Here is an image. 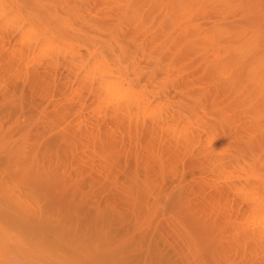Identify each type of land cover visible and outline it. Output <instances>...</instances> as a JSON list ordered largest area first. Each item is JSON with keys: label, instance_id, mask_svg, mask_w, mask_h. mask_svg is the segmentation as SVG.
<instances>
[{"label": "rangeland", "instance_id": "1", "mask_svg": "<svg viewBox=\"0 0 264 264\" xmlns=\"http://www.w3.org/2000/svg\"><path fill=\"white\" fill-rule=\"evenodd\" d=\"M31 1H33L34 3L31 4L32 3ZM37 1L36 0H28L26 2L25 0L24 1L19 0V2H18V0H16V1L10 0V2L13 3L12 7H11V5H10L11 3L9 2V0L8 1L3 0L4 3L6 2L4 7L5 6L9 7V11H8L7 16L5 14H3L4 16L7 17V20H9L8 17L11 16V18H13V21H14V24L16 25V27H18V26L22 27V25H23L24 27L27 26L26 28L29 27L30 30H32L31 28L34 27L33 28L34 31L32 30L31 33L36 32V34L33 33V35L35 34V36H36L39 33L42 35L43 38L45 37L44 38V41L46 40L45 42H48V44H50L52 42L50 44L51 47L55 48V46H56V47H59V49H61V50H59L60 53H58L59 55H57L56 58H55V53H52V50H51V52H49L50 51L49 50V51H46V53H45V51L44 52L39 51L40 48L36 49V50H38L39 53L35 50V52L30 54L34 57L30 58V55L28 56L29 53L26 54L28 57L24 56L25 52L24 53L22 52V50H23V49H21L22 45L20 46V43H19V41L21 39L23 40V38L19 37V36H21L22 33L20 32L21 33L20 34L19 31L14 32V30H13V32H11L10 30H8V28L7 29L4 28L5 27L4 25H6L7 27H9L11 25H9V24L7 25L5 23V21L7 23L9 21L4 19L3 15H2V18H0V29H1L0 34H3L0 36H2V38L4 39V41H3L0 37V39H1L0 44L5 42L4 44L6 46L3 45L5 48V52L7 50V52L9 53L8 54L6 52L8 54L7 58H6V53H4L5 56L4 55L3 56L6 59H3L4 57L2 59L0 58L1 60H5L3 62H0V65H3V66H1L3 68L0 67V76L2 77V78L0 77V93L5 94L6 90L8 92V90L12 89V86H13V88L16 86L13 89L14 93L13 92L11 93V95H13L12 96L13 102H15V100L18 97L20 99V96L22 98L23 97L22 95H25V97H23V99H20V100H23V102H25L24 100H26V103H28V102L30 103V104H27V107L25 106L26 107L25 109L28 110L30 105L31 106L35 105V108H36V109L35 108L33 109L34 114H32L33 112L31 113L33 115L32 116L33 118L28 113H26L27 111L24 109H23V111L25 113L20 112L21 115L18 116V118L16 120V121H19L17 123L18 125L16 126V124H13L14 127H13V130L11 132L12 134L13 133L17 134L14 136V138H16V136L18 138H21L20 134H22V131H25L27 128H29V130L27 129L26 131L27 132L29 131L28 134L30 135L29 137H31V141L33 139H35L32 141L33 143H35L34 141H36V143H37V141H39L40 144L36 146V147L39 146L38 148H36V149H39L43 142H46V140L49 141L48 140L49 138L54 139V136L56 137L57 132L58 133L59 132L60 133L65 132V134L68 133L70 135H71V132H72V135H73V133L77 134L78 135V136L76 135L77 137L75 135H73V136L75 138H77L78 141L79 140H82V141H79L80 146L79 145L78 146L80 148L78 149V151H76V154H79V156L81 155L80 159L81 160L83 159L84 161L82 160L83 161L82 162L80 159H77V160L78 161L80 160V162L84 164L82 167L84 168V171H86L85 175L83 174L85 179L82 177L83 175L77 179L80 180V178L82 177L86 181V178L88 176L89 177L87 179H90V178L93 179L95 176L99 177V175H98L99 173L100 174L103 173L104 175H107V177L109 179L113 177V176L111 177V173L113 175L114 169H113V172H111L112 169H109V168H111V166H114V165L113 164L107 165V163L110 164L111 158L106 157V159H109V161L106 160L107 162H104L105 160H102V159H104V156H106V154H104L106 152H103L101 150V147L99 145V141H97L98 144H96V143L93 144V143H90L91 141H89V139H88L89 138L88 136H90V134L96 135L95 141H96V137L98 138V136L100 138H102L103 136L106 137L107 135L108 136L110 135V138L112 136V138H114L113 140H117V142L119 144V145L116 144L117 147H119V148H117L118 149L117 151H119V150L123 151L124 149H121V148H124L126 146L127 148L125 147V149L127 150V152L132 151V153L131 152H130V154L128 153L130 155L129 157H132V155L134 153H137V151H135V150H138L137 154L144 158L143 159L140 157L141 161H140L139 170H138V172H140V173H137V175L140 174L143 177L140 176L141 177L140 178L138 176V180L140 183L146 181V185H144V183H143V186L144 187L149 186V187L148 188L145 187L146 191L143 187V189H144L143 191L147 192V189H148V195H153L150 192L151 188H152V190L154 191L152 193L155 194V195H153V197L156 200L154 198L148 199V197H144L147 194H144L143 199L147 198L148 202H150L149 204H153L156 201L155 202L156 204L152 210L153 213L154 212L155 213L151 214V212H150L151 216L150 215L148 216V214H147L148 211L144 210L145 208L143 209V211L146 213H144L141 210L142 208L139 209L140 206H138V213H142L141 215L140 214H138V215H140L144 218V216H143V214H144L145 216H147L149 218L148 221L153 222V223H151V225H152L151 227L157 226L156 229L159 231H156L155 228H154L155 231L153 230L154 231L153 233H156L155 234L156 236L158 234L157 232H159V233L161 232L163 236H165L167 239L169 238L172 241L171 243L174 244L177 241L175 239L176 241L174 240L175 242H173L174 236H172L173 234L176 235L175 232L173 231V229L175 230V228L173 227V225H174L173 223H174V220H176V219H174V217L175 218L177 217V220H178V218H180L181 220L180 219L179 220L181 221V223H184V225H186V223H187V225L190 224L191 223L190 221H192L191 224H193V222H195V223L201 222L202 223L204 221V223H206V224L207 223L209 224L211 222L212 224L211 223L209 224L210 225L209 229L211 231V234H213L212 236L213 237L216 236V238L217 237L220 238L221 242H223V246L227 247L229 249V250H226L227 248L226 249L222 248L225 251L223 253H227V255H229L230 257L234 256L233 258H229V259H232V260H230V262L236 263V262L240 261L239 263H241V264H250V263L253 264V262H254V264L255 263L256 264H264V253H262V252H264V247H261L260 245L257 247V244H255L254 242H253L254 243V246H253V243H251L249 238H248L251 245L249 244V242H245L246 245L250 246V247L247 246V248H245L246 246H245V243L243 242L245 239V238L243 239V237L245 236V235H243V233L245 234L246 231L249 232V230H250V227L248 229L249 225L244 224V223H247L249 221L248 219H246L248 217V215H250L249 218H251V217L256 216L257 211L260 212V214L264 213V210H262V208H264V201H262V200H264V199H262V197H264V195H262V194H264V101H262V100H264V97H261V96H264V89H262V88H264V57H260V56H264V46H261L262 44H264V36H262V35H264V0H223L222 2H220L221 4L220 3L218 4L217 1L216 2L207 1V4H205V1L202 2L206 6L205 5L201 6V4H202L201 2H200V4L197 3L196 1L194 3L188 2V3H190L189 5L187 3L189 10H188V8H186L187 9L186 10L183 7V9L186 10L185 13L183 12V14H186L187 16L190 15V16L189 17L185 16V18H186V19L184 18L185 21H183V20L182 21L183 22L187 21V23H188L187 26L189 28L188 27H175L174 28V26L169 25L170 21L167 18L170 15V14L168 15V13L170 12L169 9L171 10V8H174V7H170V6H174L176 4V3L175 4L173 3L174 5H171L172 4L171 2H174L173 0L171 2H170V0H165V1L163 0L164 2L161 1V3L157 4V6H150L151 2H152L151 0H147V1H145V0H123V1L122 0L121 1L120 0H114V1H112L111 0V2L109 0H106V1H108V3L105 0H60V1L59 0H46V1L45 0H37ZM50 1H51L52 5H50ZM55 1H57V2H55ZM58 1L61 3V5ZM1 2H2V0H1ZM21 2H22V4H21ZM28 2H31V3L29 4ZM82 2L84 5L82 4ZM35 3H36V5H35ZM149 3H150V5H149ZM28 4L30 6H27ZM7 5H9V6H7ZM42 5L46 6V9L43 10L41 8ZM47 5L50 8L47 7ZM224 5H226V7ZM44 6H43V8H44ZM222 7H224V8H222ZM166 8H169L168 11ZM195 8H197V9H195ZM198 8H200V10H198ZM219 8H221L220 12H219ZM41 9H42V11H45V12H46V10H47V12H48V10H52V11L54 10V12H53L54 14H51L52 19H53V15H54L55 18L56 17L58 18V21L60 23L57 22V19H55V18H54L55 20L53 19L54 21L51 20V17H50L51 12L47 13V14H49V16H46L47 14L45 13L46 15H45L44 19H42L43 17L40 16V15H42V13L40 12ZM59 10L61 11V13ZM38 11L41 14L38 13ZM230 11L233 12V14ZM225 12L227 15L225 14ZM29 13H31V14H29ZM66 13L68 14V16ZM77 13L79 14V16L77 15ZM141 13H143V14H141ZM33 14L35 17L34 16L32 17ZM36 14H40L39 18H38V16H36ZM60 14H62V15H60ZM71 14L73 15V17H70ZM74 14H75V16H74ZM129 14H130V16H128ZM76 15H77V17H76ZM62 16H63V18H62ZM221 16H223V17H221ZM46 17H50V19L47 18V20H46L45 19ZM64 17H66V18H64ZM36 18L38 19V21H36ZM40 18L43 20L42 24L40 23V25L42 26L41 27L42 30H40L41 28L39 27L40 26L39 22L42 21V20L39 21ZM151 18H152V20H151ZM259 18H260V20H259ZM64 19L66 20V23H67V24H65V23L64 24L73 31H70L69 28L68 29L63 28L64 27L63 24H62L63 25V27H62L61 23L65 22ZM92 19H94V20H92ZM192 19H193V21H191ZM62 20H64V21H62ZM49 21H51L52 23ZM76 21H77V23H76ZM97 21H99V22H97ZM160 21H162V22H160ZM2 22L4 23V25ZM125 22H126V24H125ZM195 22L197 24H200V25H195L196 24ZM247 22L249 23V25L251 24L250 26L254 25L255 29L252 28V31H251L250 26L249 25L247 26V24H248ZM56 23H57V25H56ZM79 23H82V24H79ZM83 23H85L86 25ZM233 23H235V24H233ZM10 24H11V22H10ZM14 24L11 27H13V26L15 27ZM43 24H46V25H43ZM58 24H60V27L62 29H64V30L66 29L67 31L69 30L70 32L68 31V34H66V32H65L64 36L62 34L64 41L61 38V36L58 35L59 38L55 37L56 40H52V38H51L50 42H49V38H47V37H50L53 34L55 35L56 33L57 34L59 33V32L55 33V30L52 31L54 28L57 29V31H58V27H57V26H59ZM76 24H77V26H76ZM89 24H91L93 26H90ZM158 24L162 25V26H159ZM202 24H203V26H202ZM1 25H3V26H1ZM117 25H118V27H117ZM168 25H169V27H168ZM192 25H193V27H192ZM82 26H84V27H82ZM87 26H89V27H87ZM80 27H82V29ZM210 27H211V29H210ZM219 27H221L222 29ZM242 27H243V29H245V31H246V28L249 27V28H247V35L244 31V33L246 35L245 39L249 38L250 40L249 39L248 40L251 41L253 38H256L255 40L253 39L255 41V43L252 40V42L254 44L253 43L250 44V42L249 43L246 42V44L248 43L247 45L244 44L245 42L244 43L242 42L244 45L239 44V42L234 44L235 39L233 37L235 36L236 31L241 29ZM44 28H45V30H44ZM48 28L54 33H51L50 30H47ZM197 28H199L200 33H198ZM35 29H38V30H35ZM190 29H191V31H190ZM225 29H226V31H225ZM75 30L77 31V33L75 32ZM95 30H97V32ZM166 30L169 32H167ZM171 30H172V32H170ZM183 30H184V32H183ZM248 30H250V31H248ZM254 30H256V32H259V33L256 34ZM193 31H195V32L193 33ZM206 31H207V33H206ZM209 31H211V32L208 33ZM220 31L222 33H224V35ZM233 31H234V33H233ZM48 32L50 34L49 36H48ZM72 32H73V34H72ZM189 32L192 33L191 36H190ZM249 32H252V33H249ZM173 33H174V35H173ZM179 33H180V35H177ZM195 33L197 34V37H196ZM211 33H212V35H211ZM59 34H61V32ZM93 34H94V36H93ZM117 34H119V35H117ZM170 34H171V36H170ZM193 34H195V35H193ZM214 34H216V35H214ZM259 34H260V36H259ZM164 35H166V37ZM248 35H250V36H248ZM38 36H40V35H38ZM65 36H67V37L65 38ZM72 37H73V39H72ZM184 37L186 38V40ZM190 37H192V39ZM200 37L202 38L201 40H200ZM37 38L38 37L36 36L35 40H37ZM53 38H54V36H53ZM165 38H167V39H165ZM168 39H169V41H168ZM225 39H226V41H225ZM259 39L262 41H259ZM38 40H41V39H38ZM96 40H98V41L96 42ZM212 40H214V41H212ZM164 41H165V43H163ZM182 41H183V43H182ZM40 42L42 43V41H40ZM73 42H74V44H72ZM114 42L116 43V45H113V44H115ZM191 42H193V43H191ZM195 42H199V43H195ZM200 42H202V43L200 44ZM203 42H205V43H203ZM171 43L173 44L172 46H175V47H172L170 45ZM99 44L102 45V47L104 46L105 49H107V50H105L104 47L102 49L100 47V49H99V46H98ZM229 45L231 47V52H230ZM232 45H233V47H232ZM235 45H237L236 50H239L238 52L236 50H233ZM253 45H254V47H252ZM0 46L2 47V44ZM40 46H41V44H40ZM186 46H187V48H186ZM189 46H192V47H189ZM243 46L245 48H243ZM119 47H120V49H122L124 47L123 51H126V52H124L126 54H123L122 50H120L122 52V55H123L122 56L120 54ZM62 48H64V49H62ZM112 48H114V49H112ZM115 48H116V50H115ZM103 49L107 52H105ZM109 49H110V51H109ZM186 49H187V51H186ZM254 49L255 50L257 49V50L255 51ZM2 50H4V49H2ZM57 50H58V48H57ZM65 50H67L66 54H65ZM217 50H219L220 52ZM10 51L12 54L10 53ZM129 51H131L133 54ZM184 51H186V52H184ZM19 52H22L21 53L22 55L24 54L23 56L20 54L21 57H23V58L19 57ZM40 52H42V53H40ZM97 52L99 54H97ZM207 52H208V54H207ZM235 52L238 54H236ZM242 52H244V53H242ZM34 53L37 57H35ZM43 53H45L46 55H44ZM48 53H50V54H48ZM218 53H219V55H218ZM39 54H43V55H39ZM9 55L10 56L12 55L11 57L13 59L11 57H9ZM94 55H95V57H94ZM98 55H101L100 59L102 61L105 60V62H106V60H107V62H109L108 59L109 60L111 59L110 63H107L109 65L112 63V61H113L112 57L114 55H115L114 59L118 55L120 58H121V56H122V58L126 57V58L120 59V60H125V59L127 60V58L129 60L128 62L126 61L125 66L122 64L123 67H121V69L124 70V72L127 71L126 72L127 74L124 73V76L125 77H126V75H127V77L129 76L128 80H130V79H132L134 81L136 80L137 83L136 82L134 83V81L130 80V82L133 84V86L135 84L134 87L130 86V85H132L131 83L130 84L127 83V85L129 84V87H130L129 91L138 95L141 102L144 104V106H142L143 109L142 108L141 109L144 110V108H145L144 111H142L140 109V113L143 112V114L144 113L145 114L144 115H142V113L140 114L143 117L140 116L138 119V123L141 122V123H139L141 127L140 126L137 127L139 129L137 131H135V133L137 132L136 134L134 133V130H133V129H135L134 128L135 126L133 125L130 127L131 129H129L128 126H130V124L129 125L126 124L127 120L122 119L123 120L122 124H124L125 126L122 124L120 125L121 119L112 113L113 109L111 107H107L106 108L107 110H105V108L103 106L104 105L103 101L100 102V100L97 99L96 95L89 91L88 80L81 77V76H83V74H85V72H84L85 70L80 69L79 65H82V64L78 61L79 60L90 61L91 57H94L97 60V59H99ZM106 55L108 58L105 57ZM214 56H215V60H214ZM26 57H27V60H26ZM68 57H71V58L69 59ZM9 58H11V59H9ZM19 58L20 59L25 58V59L23 60V62H21V60ZM29 58H30V60H34V61H30ZM36 58H38V60ZM219 59H221V60H219ZM6 60H9L10 61V62L8 61L9 63H11V61H13V60H16V61H13V64L12 63L10 64L11 68H12V72H9L10 66H7V64L5 63ZM51 60H53V61H51ZM67 60L68 61L70 60L71 63L67 62ZM92 60L93 59H91V61ZM133 60H135V62ZM64 61L66 62L65 64H64ZM99 61H97L98 66L102 67L103 66L102 64L104 62H102V64H101V63H99ZM31 62H33V63H31ZM53 62L54 63L56 62V63L54 64ZM223 62L225 65L223 64ZM9 63H8V65H9ZM14 63H15V65H14ZM46 63H47V65H46ZM234 63H235V65H234ZM25 64H27V65H25ZM77 64H79V65H77ZM211 64L214 66H212ZM74 66H76L77 69ZM77 66H79V67H77ZM134 66H135V68H134ZM4 67H9L8 71H6L8 74H6V72L4 71L7 68H4ZM101 67H100V69L104 70V68H105V71H107L108 73H109V70L112 71L111 69L107 70L106 69L107 66L106 67L104 66L103 68H101ZM109 67L110 68L112 67V69H113V66L110 65ZM1 69H4V70H2L4 72H2ZM206 69L208 72L206 71ZM25 70H26V72H25ZM103 70H102V72H103ZM218 70L221 73L218 72ZM15 71H16V73L18 72V74H16ZM212 71L215 72L216 74L213 73ZM1 72L4 73L5 75L1 74ZM75 72H77V73H75ZM140 72H141V74H140ZM261 73H262V75H261ZM10 75H13V76H10ZM17 75L21 76V77H18ZM37 75H39V76H37ZM256 75H257L258 79H259V77H261L260 80L261 79L262 80L259 81L256 79L257 78L256 77V78H254L256 80H254V82H253V79H251V78L255 77ZM22 76L23 77L27 76V77L24 79V78H22ZM30 76L32 78L33 77H36V78L39 77L37 80L35 79L36 81L33 83L34 86H36V83L38 82V84H37L38 87L36 86L37 88L34 87L33 85H31L32 81L34 79L32 81L31 80L29 81L30 84L27 83L28 77L31 78ZM51 77H52V79H51ZM78 77H80V78H78ZM246 77H248V79ZM75 78H77V79H75ZM215 78H217V79H215ZM245 79H247V80H245ZM45 80H47V81H45ZM80 80H81V83H79ZM82 80H84V81L82 82ZM226 80L229 81L230 83L227 82ZM12 81H13V83H12ZM25 81H27V82H25ZM232 81H233V83H232ZM9 82L11 84H8ZM127 82H129V81H127ZM242 83H243V85H242ZM7 85H8V88L6 87ZM42 85H43V87H41ZM44 85H46V86H44ZM253 85H255V86H253ZM58 86H60V87H58ZM39 87H41V89ZM135 87H136V90H135ZM21 89L24 91L25 94L22 93L23 91L21 92ZM36 89H37V91H36ZM11 91H9L8 94H5V95H10ZM224 91H225V93L223 94ZM16 92H18V94ZM19 94H20V96H19ZM29 94L31 96H29ZM144 94L146 97L144 96ZM37 95H39V96H37ZM233 95H235V96H233ZM43 96H45V97H43ZM195 96L196 97L199 96V97L196 99ZM31 97L34 100L31 99ZM144 97H145V99H144ZM19 99H17V100H19ZM221 99H222V101H221ZM223 99H224V101H223ZM260 100L262 102H260ZM210 102H212L213 104ZM91 103H93V104H91ZM100 103H102V104H100ZM145 103H148V104H145ZM190 103H192V105ZM254 103L255 104L257 103V104L255 105ZM99 104L101 106H103V108ZM178 105H179V107H178ZM105 106H107V105H105ZM64 107L66 110L64 109ZM99 107H101V108H99ZM32 108H30V109H32ZM38 110H39L40 115H41L40 111H42V112L44 111L45 113L43 112L44 113L43 116L46 118L45 121L49 122L50 124L52 123L53 127H49L50 129L54 128V129H52V131L49 128H45L47 132H48V130L51 133L53 132L52 134H48L50 132L46 133L45 130L42 131L41 124L38 123L40 121H37L38 117H37V115H35V114H37L36 111H38ZM58 110H60V111H58ZM103 110L105 113L103 112ZM30 111H32V110H29V112ZM61 111L64 112L63 114L65 117V120L63 121V123L61 122L62 124L60 123V120H59L60 117L58 118V116L62 115ZM96 111H99V113ZM186 111H188V114ZM192 111H193V113H192ZM57 112L59 115H57ZM191 113L192 114L196 113V115L194 114L195 116L194 115L192 116ZM24 114H26L27 116L26 115L24 116ZM45 114H47V115L45 116ZM48 114H50V115H48ZM15 115H19V114L15 113ZM34 115L37 118L34 117ZM138 115L139 114H136L134 116L135 118L132 119V120H134V123L137 122V121H135V119L137 120ZM180 115H181V117H180ZM182 115H184V117ZM27 117H29V119H31V120H29ZM35 118H36V122L39 124V126H37L36 124L35 125L33 124L35 121L34 120ZM57 118L59 121L57 120ZM142 118H143V120H142ZM146 118H148L149 120H147ZM61 119H62V117H61ZM163 119H164L165 123L163 122ZM25 120H27V121H25ZM32 120H33V122H32ZM141 120L144 122L142 123ZM20 121H22V122H20ZM23 121L25 123H23ZM184 121H187V122L184 123ZM28 122H30L29 124L31 125V127L28 124ZM73 122H75V123L73 124ZM19 123H20V125H19ZM117 123L120 125V128L118 127L119 125ZM138 123H135L136 126ZM187 123H189V124H187ZM23 124H25V125H23ZM77 125H78V127H77ZM34 126H36V127L34 128ZM71 126H73L74 128ZM37 127H39L38 129H40V128L41 129L38 130ZM148 127H151V128L148 129ZM170 128H172V129H170ZM185 128H186V130H184ZM36 129L39 131L38 133H37ZM66 129H67V131H66ZM140 129H141V131H140ZM176 129L180 133H178L176 131ZM16 130L19 134L15 132ZM18 130H20V131H18ZM131 130H133V131H131ZM182 130H184V131H182ZM105 131L108 133H106ZM166 131H167V133L165 134ZM36 133H37V135H36ZM39 133H41L40 135L43 136L44 141H43V138L41 136H38ZM44 133H46L45 136H44ZM94 133H96V134H94ZM129 133H131V134L134 133L135 135H129ZM138 133H140V134H138ZM187 135H190V139H193V142H192V140L190 141L189 138H186V137H189ZM192 135L195 138H193ZM127 136L129 139L127 138ZM133 136H137V137L135 138ZM78 138H81V139H78ZM107 138H109V137H107ZM134 138L135 139L138 138L137 139L138 142L137 141L135 142ZM175 138H177V139H175ZM174 139H175V141L173 142ZM184 139H186V140H184ZM131 140H133V141H131ZM157 140L158 141L160 140V141L158 142ZM206 140L207 141L210 140L211 142L209 141L207 143ZM141 141H143L145 145ZM184 141H185V143H183ZM190 142H192L193 144H191ZM36 143H35V145H36ZM121 143L124 144L123 147L120 146ZM138 143L140 146L142 145L141 149H140V146L138 147V145H137ZM157 143H158V145H157ZM170 145H172V147ZM180 145L182 148L180 147ZM186 145H189V146L191 145V146L189 147ZM133 146L137 147V148H134ZM183 146H185V148H183ZM206 148H208V149H206ZM210 148H211V151L213 149L212 152L210 151ZM92 149H93L94 154L91 151ZM94 149H96V150H94ZM162 149H163V151H162ZM122 151H120V152H122ZM184 151H186L187 153H185ZM214 151H215V154H213ZM98 152L103 153L102 159L99 157L100 154ZM140 152H141V154H140ZM89 153H90V155H89ZM165 153L167 154V156ZM168 153L171 155V157ZM174 155L175 156L179 155V156L177 158H175V157H173ZM211 155H213V157ZM79 156H77V157H79ZM163 156H164V158H163ZM180 156L183 158H181ZM122 157H123L122 155H121V157H120V155L118 156V158L120 159V162L123 164L124 157L123 158ZM219 158H221V159H219ZM154 159L156 161H154ZM130 160L132 161V158ZM142 160H144V161H142ZM158 160L160 161V163H161V161H163L161 163V165H162L161 168H159L160 166L158 167V165H160V164H158L159 162H157ZM192 160H193V162H192ZM85 161H87L88 166H87V164L85 165V163H86ZM149 161H151V162H149ZM91 162L92 163L94 162L95 166L98 168L97 169L94 166V168H95L94 172H92L93 170H90L88 168L91 165ZM142 162L145 163V166H142ZM132 163H130V166H132L131 165ZM187 163H189V164H187ZM214 163H216V164H214ZM151 164H153L154 166H152ZM175 164H176V167H175ZM77 165L79 166L78 163H77ZM99 165L104 166L103 167L104 169ZM134 165H133V167H134ZM185 165H187V166H185ZM193 165H195V166H193ZM84 166L88 169V171H87V169L85 170ZM107 166H109V168H107ZM148 166H150V169ZM68 169H70V168H68ZM107 169H109V170H107ZM141 169H143V170H141ZM147 169H148V171H147ZM163 169H165V170H163ZM200 169H202V170H200ZM133 170H135V168ZM186 170H188V171H186ZM71 171H72V169H71ZM128 171H129V169L126 170L125 172H128ZM142 171L145 172L147 175L143 174ZM153 171H155V172H153ZM162 171L165 172V175ZM197 171H198V173H197ZM96 172H97V174H96ZM151 173H153V174L151 175ZM103 174H102V179H103V177H106V176H103ZM120 174H121V172H120ZM121 177L119 180H121ZM196 177H198V178H196ZM99 178L101 179V177H99ZM154 178H157V179H154ZM97 180H98V178H97ZM156 180H158V181H156ZM81 181L84 182L83 180H80V181H78V183H80ZM193 181H195V182H193ZM204 181L206 182L205 184H204ZM103 182L105 184L108 183L107 181H106L107 183L105 181H103ZM85 183L82 185H86ZM80 185H81V183L79 184V186ZM100 185H102V184L100 183ZM100 185L96 184L95 187H98V186L100 187ZM107 185L106 186L103 185V187L106 188ZM141 185L142 184H140V186ZM189 185H190V187H189ZM207 185H208V188L205 187ZM259 185H261V186H259ZM258 186L260 189L258 188ZM231 187H233V188L236 187V188L231 190ZM254 187L258 188L257 191H256V188L254 189ZM100 188H101V193H102L101 198H105L106 194H107L106 197L109 195L108 198L111 196L112 193L116 194L115 191L111 192L109 190L102 192L103 188L102 187H100ZM179 188L183 189V191L181 190V192L184 194L182 195V193H181V194H179L180 197L176 198V196L177 197L179 196L177 193H180V191L176 193L177 195L175 194V191L180 190ZM187 188L189 189V191L187 190ZM141 189H142V187H141ZM207 189H209V190H207ZM238 189H239V191L242 192L241 198H240L241 192L239 193ZM171 190L174 191L173 192L174 195H173ZM234 190H235V192L236 191H238V192L235 193ZM155 191H156V193H155ZM108 192H110V193H108ZM247 192H249V193H247ZM158 193H159V195H158ZM170 193H172V194H170ZM169 194H170V197H168ZM188 194H190V195H188ZM235 194H237L238 196H236ZM171 195H173V197L176 198V200H172ZM234 195H235V197H234ZM183 196H185V198L187 199L185 201L182 200L183 203L185 204V202L187 201L186 202V204H187L189 202L187 205L185 204L186 206L182 204L181 205L182 207L180 206L181 209H178L179 206H177V208H176L175 205L174 206L169 205V204H172L173 201L178 202L179 200L181 201V198L185 199ZM259 196L260 197L262 196L260 198L262 200L259 199ZM167 197L170 198L171 200L168 199ZM236 197H238V198H236ZM248 197L253 198L254 202L252 201L251 198H249V200H247ZM110 198L108 200L109 202L111 200L116 199L117 197L114 199L111 198V200H110ZM149 198H150V196H149ZM245 198H246V200H245ZM177 199H178V201H177ZM152 200H153V203L151 202ZM259 200H260V202H259ZM145 201L147 202V200H145ZM170 201H172V202H170ZM111 202H113V201H111ZM115 202L117 203L116 205H118V204L120 205V206L119 205L118 206H119V209L121 210V212H125V210L128 207V204L126 202L124 204L123 203L124 201H121L118 198L116 199ZM167 202H170V203H167ZM255 202H257V203H255ZM158 203H159V205H157ZM163 203H164V206H163ZM209 203H210V205H208ZM260 203L262 206L260 205ZM166 204L169 205L170 208ZM246 204H247V207H246ZM248 204H250V205H248ZM251 204H252V206H251ZM195 205H196V207H195ZM233 205H235V206H233ZM191 206L194 207L193 210H192ZM210 206H211V208H210ZM141 207H144V205H141ZM171 207L175 208V209L173 208L174 212L171 211L172 213L170 212V209H172ZM198 207H199V210H198ZM233 208H235L236 210H234ZM212 209H213V211H212ZM240 209L242 210V212ZM187 210L190 211V215L188 214L189 211H187ZM191 210H192V212H191ZM245 210L247 213L245 212ZM252 210L254 211V213ZM130 211H131V209H129V211H127V212H130ZM178 211H179V213H178ZM206 211H208L209 213ZM232 211H233V213H232ZM193 212H194V214H193ZM196 212H198V214ZM222 212L224 215L222 214ZM239 212H241V213H239ZM258 212H257V214H259ZM227 213H229V214H227ZM195 214H197V215H195ZM200 214L202 215V217ZM231 214L232 215L234 214L235 216L234 215L232 216ZM218 215L220 218L218 217ZM185 216L187 218H184ZM245 216H246V218H245ZM147 217H145V218H147ZM217 217H218L219 221L217 220ZM189 218H191V219H189ZM203 218L206 219V221ZM221 218H223L224 220ZM227 218H229V219H227ZM152 219H153V221H152ZM210 219H212V220L208 222V220H210ZM240 219H241V221H240ZM215 220H217V221H215ZM246 220H248V221H246ZM251 220H252V218H251ZM214 222L216 224H213ZM177 223H179V222L177 221ZM241 223H243V224H241ZM216 225H218V226L215 227ZM169 226H170V228H169ZM235 226H236V228H235ZM220 227H221V229H220ZM240 227H242L244 229L247 228V229L244 230ZM212 228L215 230H213ZM218 228L220 229V231L217 230ZM188 229H189V227H188ZM209 229L207 231H209ZM177 230H178V228H177ZM242 231H245V232L242 233ZM234 232H236V233H234ZM164 233H165V235H164ZM190 233H193V232L191 231ZM238 233L241 234V236L243 235V237H242L243 240H240V241L242 244L244 243L245 247L240 242H238L239 240H237V239H239V237H241V236H239ZM236 237H238V238H236ZM166 238H164V239H166ZM170 240H168V241L170 242ZM235 240L238 242V246L234 243V242H236ZM245 240H247V238ZM232 241H234L233 243L237 247L235 245L232 246L233 245ZM226 244H227V246H226ZM230 245H231V247H229ZM259 247H261V248L259 249ZM231 248H233V250H232L233 253L235 251H237V248H238V251H237L238 255H234L236 253L233 254L231 251ZM248 248H249V251L247 250ZM242 249H244V250H242ZM255 249H256V251H254ZM252 250L255 252L254 255L251 254V253H253ZM239 251H241V252L243 251L246 256L243 254V252L240 253L241 255H239ZM247 253L250 256H248ZM232 254H233V256H232ZM235 256H237V257L243 256V257L242 258H239V257L235 258ZM244 257H249V258H245L244 262L242 263ZM239 263H236V264H239Z\"/></svg>", "mask_w": 264, "mask_h": 264}, {"label": "bare ground", "instance_id": "2", "mask_svg": "<svg viewBox=\"0 0 264 264\" xmlns=\"http://www.w3.org/2000/svg\"><path fill=\"white\" fill-rule=\"evenodd\" d=\"M6 1H8V0H6ZM16 1V0H15ZM22 1H24V0H22ZM26 2L28 1V0H25ZM37 1V0H36ZM46 1V0H45ZM60 1V0H59ZM58 1V2H59ZM106 1V0H105ZM110 2H111V0H109ZM112 1H114V0H112ZM121 1V0H120ZM123 1V0H122ZM145 1H147V0H145ZM152 1V2H151ZM150 2H151V5H150V3H149V5L150 6H157V4H160L161 3V1L162 2H164L163 0H151ZM160 1V2H159ZM172 0H170V2H171ZM174 2H171L172 4L171 5H174L175 3L177 4H175L174 6H170V7H174V8H171V10L169 9V8H166L167 9V11H168V9H169V13H168V19H169V21H170V24L169 25H172V26H174V28L175 27H188L187 26V21L186 22H183V21H185V16H187L186 14H183V12L185 13V11L187 10L186 8H188V6H187V3L188 2H197V3H199L200 4V2L202 3V2H204L205 1V4H207V1H209V2H218V4L220 3V2H222L223 0H173ZM199 1V2H198ZM9 2H10V0H9ZM8 2V3H9ZM18 2H19V0H18ZM32 2V3H31ZM31 2H28L29 4L31 3V4H33L34 2L33 1H31ZM38 2V1H37ZM43 2V1H42ZM48 2V1H47ZM55 2H57V1H55ZM62 2V1H61ZM107 3H108V1H106ZM11 4V7H12V2H10ZM17 3V2H16ZM44 3V2H43ZM60 3V2H59ZM139 3V2H138ZM148 3V2H147ZM167 3V2H166ZM165 3V4H166ZM174 3V4H173ZM190 3H188V5L190 4ZM225 3V2H224ZM227 3V2H226ZM6 4V2L4 3L3 2V0H2V2H1V0H0V18H2V15L3 14H5L6 16H7V14H8V11H9V7H4V5ZM19 4V3H18ZM21 4H22V2H21ZM20 4V5H21ZM27 5V6H30V5ZM41 4V3H40ZM69 4V3H68ZM82 4H83V2H82ZM196 4V3H195ZM205 4H201V6L202 5H205ZM221 4V3H220ZM229 4V3H228ZM35 5H36V3H35ZM50 5H52V3H51V1H50ZM60 5H61V3H60ZM84 5V4H83ZM147 5V4H146ZM227 5V4H226ZM226 5H224L225 7H226ZM7 6H9V5H7ZM17 6V5H16ZM26 6V5H25ZM33 6V5H32ZM43 6L44 5H42L41 6V8L44 10V9H46V6H44V8H43ZM55 6V5H54ZM59 6V5H58ZM64 6V5H63ZM125 6V5H124ZM166 6V5H165ZM176 6V7H175ZM187 6V7H186ZM200 6V5H199ZM206 6V5H205ZM19 7V6H18ZM47 7H49L48 5H47ZM126 7V6H125ZM183 7L186 9V10H184L183 9ZM195 7V6H194ZM193 7V8H194ZM8 8V9H7ZM30 8V7H29ZM28 8V9H29ZM50 8V7H49ZM127 8V7H126ZM148 8V7H147ZM158 8V7H157ZM156 8V9H157ZM222 8H224V7H222ZM27 9V8H26ZM42 9H41V13H42V15H40L41 13L38 11V13H40V14H36V16H38V18H39V15L40 16H42L41 18L42 19H44V17H45V15L48 13V12H51L50 13V17H51V20H53L55 17H54V15H53V19H52V15L51 14H54L53 12H54V10L52 11V10H48V12H47V10H46V12L45 11H42ZM72 9V8H71ZM119 9V8H118ZM195 9H197V8H195ZM220 9L221 8H219V12H220ZM11 10V9H10ZM75 10V9H74ZM73 10V11H74ZM124 10V9H123ZM137 10V9H136ZM135 10V11H136ZM188 10H189V8H188ZM198 10H200V8H198ZM223 10V9H222ZM20 11V10H19ZM60 11V10H59ZM58 11V12H59ZM64 11V10H63ZM62 11V12H63ZM149 11V10H148ZM151 11V10H150ZM153 11V10H152ZM155 11V10H154ZM177 11V12H176ZM182 11V12H181ZM193 11V10H192ZM226 11V10H225ZM233 11V10H232ZM44 12V13H43ZM144 12V11H143ZM191 12V11H190ZM231 12V11H230ZM17 13V12H16ZM19 13V12H18ZM34 13V12H33ZM46 13V14H45ZM57 13V12H56ZM60 13H61V11H60ZM107 13V12H106ZM187 13V12H186ZM202 13V12H201ZM205 13V12H204ZM232 14H233V12H231ZM14 14V13H13ZM21 14V13H20ZM19 14V15H20ZM29 14H31V13H29ZM44 14V15H43ZM67 14V13H66ZM76 14V13H75ZM75 14H74V16H75ZM81 14V13H80ZM89 14V13H88ZM99 14V13H98ZM121 14V13H120ZM141 14H143V13H141ZM160 14V13H159ZM191 14V13H190ZM224 14V13H223ZM225 14H226V12H225ZM12 15V14H11ZM18 15V14H17ZM60 15H62V14H60ZM77 15L79 16V14L77 13ZM77 15H76V17H77ZM139 15V14H138ZM148 15V14H147ZM151 15V14H150ZM178 15V16H177ZM204 15V14H203ZM227 15V14H226ZM6 16H4L3 15V18L4 19H6L7 20V17ZM13 16V15H12ZM21 16V15H20ZM34 16V14L32 15V17ZM46 16H49V14H47ZM59 16V15H58ZM67 16H68V14H67ZM85 16V15H84ZM83 16V17H84ZM128 16H130V14L128 15ZM153 16V15H152ZM162 16V15H161ZM190 16V15H189ZM189 16H187V17H189ZM195 16V15H194ZM201 16V15H200ZM230 16V15H229ZM233 16V15H232ZM23 17V16H22ZM29 17V16H28ZM35 17V16H34ZM50 17H46L45 19L47 20V18H49L50 19ZM70 17H73V15L71 14L70 15ZM82 17V18H83ZM221 17H223V16H221ZM228 17V16H227ZM231 17V16H230ZM16 18V17H15ZM27 18V17H26ZM40 18V20L39 21H41L42 19ZM62 18H63V16H62ZM64 18H66V17H64ZM85 18V17H84ZM99 18V17H98ZM148 18V17H147ZM185 18V19H184ZM197 18V17H196ZM245 18V17H244ZM247 18V17H246ZM3 19V20H4ZM8 19L9 20H7V21H9L8 23L5 21V23L8 25H13L14 24V21H13V18H11V16H9L8 17ZM22 19V18H21ZM32 19V18H31ZM35 19V18H34ZM55 19H57V22H59L58 21V18L56 17ZM54 19V20H55ZM69 19V18H68ZM67 19V20H68ZM73 19V18H72ZM87 19V18H86ZM90 19V18H89ZM133 19V18H132ZM143 19V18H142ZM154 19V18H153ZM198 19V18H197ZM226 19V18H225ZM253 19V18H252ZM53 20V21H54ZM65 20V19H64ZM64 20H62V21H64ZM75 20V19H74ZM92 20H94V19H92ZM130 20V19H129ZM151 20H152V18H151ZM183 20V21H182ZM259 20H260V18H259ZM36 21H38V19L36 18ZM71 21V20H70ZM86 21V20H85ZM124 21V20H123ZM191 21H193V19L191 20ZM190 21V22H191ZM196 21V20H195ZM10 22H11V24H10ZM29 22V21H28ZM42 22H43V20L41 21V22H39V25H40V23L42 24ZM47 22V21H46ZM49 22H51V21H49ZM91 22V21H90ZM96 22V21H95ZM97 22H99V21H97ZM131 22V21H130ZM138 22V21H137ZM160 22H162V21H160ZM220 22V21H219ZM253 22V21H252ZM251 22V23H252ZM261 22V21H260ZM3 23V22H2ZM45 23V22H44ZM52 23V22H51ZM54 23V22H53ZM60 23V22H59ZM67 24L66 23V20H65V22H62L61 23V25L63 24L64 25V27H63V25H62V27L63 28H66V29H68L69 27H67L65 24ZM76 23H77V21H76ZM128 23V22H127ZM156 23V22H155ZM196 23V22H195ZM248 23V22H247ZM48 24V23H47ZM69 24V23H68ZM79 24H82V23H79ZM83 24H85V23H83ZM125 24H126V22H125ZM161 24V23H160ZM163 24V23H162ZM222 24V23H221ZM233 24H235V23H233ZM232 24V25H233ZM238 24V23H237ZM242 24V23H241ZM3 25H4V23H3ZM3 25H1V26H3ZM15 25V24H14ZM20 25V24H19ZM30 25V24H29ZM43 25H46V24H43ZM54 25V24H53ZM56 25H57V23H56ZM59 26H57L58 27V31H57V29H53L52 31H54L55 30V33L56 32H61V34H53L52 36H50V37H47V38H49V42H50V39L52 38V40H56V38L55 37H58V35H60L61 36V38L63 39V41H64V38L62 37V34H63V36L65 35V32H66V34H68V31L70 30V31H73V30H71L70 28H69V30L67 31L66 29V31L64 30V29H62L61 27H60V24H58ZM86 25V24H85ZM84 25V26H85ZM90 26H93V25H91V24H89ZM98 25V24H97ZM136 25V24H135ZM159 25V24H158ZM169 25H168V27H169ZM195 25H200V24H195ZM249 25V23L247 24V26ZM251 25V24H250ZM249 25V26H250ZM5 27L4 28H8V30H10L11 32H13V30H14V32L15 31H19V33L21 34V36H19L20 38H23V40L21 39L20 41H19V43H20V46L22 47L21 49H23L22 50V52L24 53L25 52V55L24 56H27L26 54L27 53H29L28 54V56L30 55V54H32L33 52H35V50L38 48H40L39 49V51H45V53H46V51H49V52H51V50H52V53H55V58H56V56L57 55H59L58 53H60V51L59 50H61V49H59V47H56L55 46V48L54 47H51V43L50 44H48V42H45L44 41V38L42 37V35L41 34H39L38 32V34L36 35L38 38H37V40L38 39H41V40H35V38H36V36H35V34H36V32H32L31 33V31L33 30L34 31V27L33 28H31L32 30H30L29 29V27L28 28H26V27H24L23 25H22V27L21 26H18V27H16V25H15V27L13 26V27H11V26H9V27H7L6 25H4ZM66 26V27H65ZM69 26V25H68ZM76 26H77V24H76ZM80 26V25H79ZM84 26H82V27H84ZM150 26V25H149ZM159 26H162V25H159ZM164 26V25H163ZM202 26H203V24H202ZM214 26V25H213ZM222 26V25H221ZM239 26V25H238ZM253 26V27H252ZM252 26H250V30L252 31V28H254L255 29V26L254 25H252ZM257 26V25H256ZM40 28L42 27L41 25L39 26ZM50 27V26H49ZM56 27V26H55ZM56 27V28H57ZM82 27H80L81 29H82ZM87 27H89V26H87ZM86 27V28H87ZM95 27V26H94ZM117 27H118V25H117ZM139 27V26H138ZM191 27V26H190ZM192 27H193V25H192ZM217 27V26H216ZM223 27V26H222ZM226 27V26H225ZM230 27V26H229ZM236 27V26H235ZM234 27V28H235ZM39 28V29H40ZM159 28V27H158ZM189 28V27H188ZM201 28V27H200ZM219 28H221V27H219ZM218 28V29H219ZM237 28V27H236ZM247 28H249V27H247ZM247 28H246V31H245V29H243V27L241 28V29H239V30H235L236 31V33H235V36L233 37L234 39H235V43L234 44H236V43H238L239 42V44H243L244 42V44L245 45H247L249 42H250V44L251 43H255V39L256 38H251L252 40H253V42H252V40L251 41H249L250 39L249 38H247V39H245V37H246V35H247ZM73 29V28H72ZM85 29V28H84ZM163 29V28H162ZM187 29V28H186ZM198 29V33H200L199 31V28H197ZM207 29V28H206ZM210 29H211V27H210ZM222 29V28H221ZM220 29V30H221ZM1 30V29H0ZM35 30H38V29H35ZM40 30H42V28L40 29ZM44 30H45V28H44ZM43 30V31H44ZM47 30H50L49 28L47 29ZM93 30V29H92ZM173 30V29H172ZM172 30L170 31V32H172ZM202 30V29H201ZM204 30V29H203ZM233 30V29H232ZM250 30H248V31H250ZM257 30V29H256ZM256 30H254L255 31V33L257 34V33H259V32H256ZM51 30H50V32L51 33H54V32H52ZM63 31V32H62ZM69 31V32H70ZM96 32H97V30H95ZM105 31V30H104ZM167 31V30H166ZM188 31V30H187ZM186 31V32H187ZM190 31H191V29H190ZM208 31V30H207ZM207 31H206V33H207ZM224 31V30H223ZM225 31H226V29H225ZM244 31H245V33H246V35H245V33H244ZM2 32V31H1ZM41 32V31H40ZM75 32L77 33V31L75 30ZM74 32V33H75ZM89 32V31H88ZM167 32H169V31H167ZM183 32H184V30H183ZM195 31H193V33H194ZM205 32V31H204ZM211 31H209L208 33H210ZM221 32V31H220ZM232 32V31H231ZM33 33H35L34 35H33ZM42 33V32H41ZM46 33V32H45ZM190 33V36H191V32H189ZM188 33V34H189ZM215 33V32H214ZM222 33V32H221ZM233 33H234V31H233ZM249 33H252V32H249ZM7 34V33H6ZM18 34V33H17ZM47 34V33H46ZM72 34H73V32H72ZM196 34V33H195ZM195 34H193V35H195ZM203 34V33H202ZM223 35H224V33H222ZM226 34V33H225ZM254 34V33H253ZM262 34V33H261ZM0 35H3V34H0ZM16 35V34H15ZM38 35H40V36H38ZM50 34H49V32H48V36H49ZM75 35V34H74ZM103 35V34H102ZM117 35H119V34H117ZM167 35V34H166ZM166 35H164L165 37H166ZM173 35H174V33H173ZM177 35H180V33L179 34H177ZM211 35H212V33H211ZM214 35H216V34H214ZM53 36H54V38H53ZM79 36V35H78ZM81 36V35H80ZM93 36H94V34H93ZM163 36V35H162ZM170 36H171V34H170ZM184 36V35H183ZM219 36V35H218ZM248 36H250V35H248ZM255 36V35H254ZM257 36V35H256ZM259 36H260V34H259ZM262 36H264V35H262ZM1 37V39L4 41V39L2 38V36H0ZM18 37V36H17ZM34 39H33V38ZM67 36H65V38H66ZM84 37V36H83ZM92 37V36H91ZM179 37V36H178ZM182 37V36H181ZM195 37V36H194ZM196 37H197V34H196ZM207 37V36H206ZM214 37V36H213ZM221 37V36H220ZM59 38V37H58ZM60 38V39H61ZM185 38V37H184ZM188 38V37H187ZM191 39H192V37H190ZM231 38V37H230ZM262 38V37H261ZM0 39V40H1ZM43 39V40H42ZM72 39H73V37H72ZM86 39V38H85ZM165 39H167V38H165ZM170 39V38H169ZM169 39H168V41H169ZM178 39V38H177ZM198 39V38H197ZM202 38L200 37V40H201ZM208 39V38H207ZM249 39V40H248ZM82 40V39H81ZM88 40V39H87ZM94 40V39H93ZM185 40H186V38H185ZM196 40V39H195ZM205 40V39H204ZM219 40V39H218ZM40 41H42V43L40 42ZM59 41V40H58ZM61 41V40H60ZM75 41V40H74ZM84 41V40H83ZM98 40H96V42H97ZM166 41V40H165ZM165 41L163 42V43H165ZM174 41V40H173ZM191 41V40H190ZM212 41H214V40H212ZM216 41V40H215ZM225 41H226V39H225ZM259 41H262V40H260L259 39ZM18 42V41H17ZM71 42V41H70ZM101 42V41H100ZM167 42V41H166ZM180 42V41H179ZM243 42V43H242ZM246 42H248L247 44H246ZM5 42H3V43H1L2 44V47L0 46V58L2 59L4 56H5V54L4 53H6L7 52V50H6V52H5V48H4V46H6L5 44H4ZM41 44V46H40V44ZM58 43V42H57ZM68 43V42H67ZM76 43V42H75ZM115 43V42H114ZM182 43H183V41H182ZM191 43H193V42H191ZM195 43H199V42H195ZM202 42H200V44H201ZM203 43H205V42H203ZM232 43V42H231ZM253 43V44H254ZM0 44V45H1ZM39 44V45H38ZM70 44V43H69ZM72 44H74V42L72 43ZM71 44V45H72ZM106 44V43H105ZM111 44V43H110ZM168 44V43H167ZM166 44V45H167ZM212 44V43H211ZM210 44V45H211ZM217 44V43H216ZM226 44V43H225ZM243 44V45H244ZM259 44V43H258ZM261 44V43H260ZM4 45V46H3ZM53 45V44H52ZM77 45V44H76ZM113 45H116V43L115 44H113ZM165 45V46H166ZM171 46L173 45L172 43L170 44ZM189 45V44H188ZM61 46V45H60ZM80 46V45H79ZM78 46V47H79ZM99 46V49H100V47H101V49L104 47H102V45H98ZM122 46V45H121ZM169 46V45H168ZM236 46L237 45H235V47H234V49L233 50H236ZM241 46V45H240ZM239 46V47H240ZM261 46H264V44H262ZM51 47V48H50ZM68 47V46H67ZM83 47V46H82ZM172 47H175V46H172ZM189 47H192V46H189ZM227 47V46H226ZM232 47H233V45H232ZM252 47H254V45L252 46ZM57 48H58V50H57ZM124 48V47H123ZM120 49V47H119V51L120 50H122V52H123V54H126V53H124V52H126V51H123L124 49ZM186 48H187V46H186ZM205 48V47H204ZM207 48V47H206ZM229 48H230V52H231V47H230V45H229ZM243 48H245L244 46H243ZM2 49H4V50H2ZM20 49V50H21ZM62 49H64V48H62ZM68 49V48H67ZM91 49V48H90ZM104 49H105V47H104ZM103 49V50H104ZM112 49H114V48H112ZM184 49V48H183ZM238 49V48H237ZM105 50H107V49H105ZM104 50V51H105ZM115 50H116V48H115ZM118 50V49H117ZM201 50V49H200ZM199 50V51H200ZM209 50V49H208ZM255 50V49H254ZM257 50V49H256ZM255 50V51H256ZM12 51V50H11ZM11 51H10V53H11ZM37 52H38V50H36ZM64 51V50H63ZM66 51L67 50H65V54H66ZM109 51H110V49H109ZM112 51V50H111ZM118 51V52H119ZM183 51V50H182ZM186 51H187V49H186ZM186 51H184V52H186ZM203 51V50H202ZM217 51H219V50H217ZM237 52L239 51V50H236ZM18 52V51H17ZM16 52V53H17ZM22 52H19V57L20 58H23V57H21V53ZM93 52V51H92ZM91 52V53H92ZM96 52V51H95ZM102 52V51H101ZM105 52H107V51H105ZM122 52L120 51V54L122 55ZM129 52H131V51H129ZM220 52V51H219ZM225 52V51H224ZM228 52V51H227ZM234 52V51H233ZM232 52V53H233ZM248 52V51H247ZM8 53V52H7ZM6 53V58H7V55L9 54H7ZM39 53V52H38ZM40 53H42V52H40ZM45 53H43L44 55H46ZM51 53V54H52ZM70 53V52H69ZM90 53V54H91ZM132 53V52H131ZM236 53V52H235ZM240 53V52H239ZM242 53H244V52H242ZM12 54V53H11ZM14 54V53H13ZM21 54V55H20ZM43 54H39V55H43ZM48 54H50V53H48ZM68 54V53H67ZM97 54H99L98 52H97ZM104 54V53H103ZM112 54V53H111ZM133 54V53H132ZM207 54H208V52H207ZM236 54H238V53H236ZM255 54V53H254ZM4 55V56H3ZM16 55V54H15ZM22 55V56H23ZM34 55H35V53H34ZM38 55V56H39ZM61 55V54H60ZM214 55V54H213ZM218 55H219V53H218ZM227 55V54H226ZM225 55V56H226ZM229 55V54H228ZM232 55V54H231ZM262 55V54H261ZM12 56V55H11ZM10 55H9V57H11ZM27 56V57H28ZM48 56V55H47ZM71 56V55H70ZM73 56V55H72ZM99 56V59H95L94 57H95V55H94V57H91V59H93L92 61H91V59H90V61H81V60H79L78 62H80L82 65H79V64H77V65H79L80 66V69H82V70H85L84 72H85V74H83V76H81L82 78H84V79H87L88 80V82H89V91L91 92V93H94L95 95H96V97H97V99L98 100H100V102L101 101H103V103H104V108H105V110H107L106 108L107 107H111L112 109H113V111H112V113L115 115V116H117L118 118H120L121 119V122H120V125L123 123L122 121L123 120H127L126 122V124H130V126H128L129 127V129H131L130 127L131 126H135L134 128L136 129L137 127H139L140 126V124L139 123H141V122H139L138 123V119H139V117L140 116H142V115H144L143 114V112H141L142 113V115H140L141 113H140V109L142 108L143 109V107L142 106H144V104L141 102V100H140V98H139V96L138 95H136L135 93H133V92H130L129 91V89H130V87H129V84L131 83L130 82V80H132V79H130V80H128V77H127V75H126V77L124 76V73H126V72H124V70H122L121 69V67H123V65L125 66L126 65V61L128 62L129 60H128V58H127V60L125 59V60H120V59H124V58H126V57H124V58H122V56H121V58L118 56H116V58L114 59V56L112 57V59H113V61H112V63L110 64L111 66H113V69H112V67L110 68L109 66V64H107V63H110V60L108 59V61L109 62H107V60H106V62H105V60H101L100 59V57H101V55H98ZM110 56V55H109ZM125 56V55H124ZM127 56V55H126ZM208 56V55H207ZM210 56V55H209ZM235 56V55H234ZM256 56V55H255ZM27 57H26V60H27ZM31 57H34V56H32V55H30V58ZM35 57H37L36 55H35ZM106 58H108L107 57V55L105 56ZM111 57V56H110ZM213 57V56H212ZM220 57V56H219ZM224 57V56H223ZM228 57V56H227ZM257 57V56H256ZM260 57H264V56H260ZM5 57L3 58V59H6ZM12 58V57H11ZM11 58H9V59H11ZM19 58V59H20ZM30 58H29V60H30ZM69 59L71 58V57H68ZM211 58V57H210ZM221 58V57H220ZM233 58V57H232ZM0 59V62H3V61H5V60H1ZM13 59V58H12ZM25 59V58H24ZM24 59H20L21 60V62H23V60ZM37 60H38V58H36ZM43 59V58H42ZM73 59V58H72ZM80 59V58H79ZM95 59V60H94ZM104 59V58H103ZM209 59V58H208ZM212 59V58H211ZM218 59V58H217ZM225 59V58H224ZM253 59V58H252ZM19 60V61H20ZM44 60V59H43ZM100 60V61H99ZM210 60V59H209ZM214 60H215V56H214ZM219 60H221V59H219ZM255 60V59H254ZM9 60H6V64H7V66H10V68H11V63L13 64V61H16V60H13V61H11V63H9L8 62ZM30 61H34V60H30ZM51 61H53V60H51ZM63 61V60H62ZM97 61H99V63H101L102 64V62H104L102 65V67L101 68H103L104 66L106 67V69L108 70V69H111L112 71H110L109 70V73L107 72V71H105V68H104V70L103 69H100V67L98 66V64H97ZM124 61V62H123ZM134 62H135V60H133ZM132 61V62H133ZM211 61V60H210ZM234 61V60H233ZM49 62V61H48ZM67 62H70L71 63V61L69 60H67ZM77 62V61H76ZM133 62V63H134ZM240 62V61H239ZM8 63H9V65H8ZM28 63V62H27ZM31 63H33V62H31ZM41 63V62H40ZM52 63V62H51ZM54 63V62H53ZM56 63V62H55ZM54 63V64H55ZM58 63V62H57ZM66 62L64 61V64H65ZM125 63V64H124ZM229 63V62H228ZM231 63V62H230ZM19 64V63H18ZM100 64V65H101ZM106 64V65H105ZM123 64V65H122ZM216 64V63H215ZM220 64V63H219ZM223 64H224V62H223ZM14 65H15V63H14ZM20 65V64H19ZM25 65H27V64H25ZM46 65H47V63H46ZM60 65V64H59ZM128 65V64H127ZM212 65V64H211ZM225 65V64H224ZM234 65H235V63H234ZM244 65V64H243ZM249 65V64H248ZM1 66H3V65H0V67ZM13 66V65H12ZM18 66V65H17ZM21 66V65H20ZM79 66H77V67H79ZM131 66V65H130ZM209 66V65H208ZM207 66V67H208ZM212 66H214V65H212ZM216 66V65H215ZM75 68H76V66H74ZM138 67V66H137ZM239 67V66H238ZM1 68H3V67H1ZM4 68H7L6 70H4V69H1V71L2 70H4L5 72L6 71H8V68L9 67H4ZM9 68V72H12V68L10 69ZM54 68V67H53ZM99 68V69H98ZM134 68H135V66H134ZM139 68V67H138ZM210 68V67H209ZM212 68V67H211ZM216 68V67H215ZM225 68V67H224ZM229 68V67H228ZM40 69V68H39ZM77 69V68H76ZM34 70V69H33ZM41 70V69H40ZM81 70V71H82ZM102 70H103V72H102ZM212 70V69H211ZM214 70V69H213ZM224 70V69H223ZM4 71H2V72H4ZM43 71V70H42ZM53 71V70H52ZM51 71V72H52ZM71 71V70H70ZM78 71V70H77ZM205 71V70H204ZM206 71H207V69H206ZM210 71V70H209ZM1 72V74H4V73H2ZM23 72V71H22ZM21 72V73H22ZM25 72H26V70H25ZM28 72V71H27ZM79 72V71H78ZM121 72V73H120ZM208 72V71H207ZM213 72V71H212ZM218 72H220L219 70H218ZM232 72V71H231ZM246 72V71H245ZM261 72V71H260ZM15 73H16V71H15ZM20 73V72H19ZM24 73V72H23ZM75 73H77V72H75ZM81 73V72H80ZM83 73V72H82ZM205 73V72H204ZM213 73H215V72H213ZM221 73V72H220ZM229 73V72H228ZM248 73V72H247ZM250 73V72H249ZM6 74H8L7 72H6ZM16 74H18V72L16 73ZM29 74V73H28ZM127 74V73H126ZM140 74H141V72H140ZM163 74V73H162ZM216 74V73H215ZM214 74V75H215ZM235 74V73H234ZM252 74V73H251ZM258 74V73H257ZM5 75V74H4ZM3 75V76H4ZM21 75V74H20ZM77 75V74H76ZM75 75V76H76ZM81 75V74H80ZM85 75V76H84ZM135 75V74H134ZM222 75V74H221ZM249 75V74H248ZM261 75H262V73H261ZM10 76H13V75H10ZM18 76V75H17ZM24 76V75H23ZM22 76V78H26L27 76H25V77H23ZM36 76V75H35ZM37 76H39V75H37ZM41 76V75H40ZM206 76V75H205ZM204 76V77H205ZM243 76V75H242ZM253 76V75H252ZM1 77V76H0ZM18 77H21V76H18ZM31 77V76H30ZM203 77V78H204ZM213 77V76H212ZM216 77V76H215ZM218 77V76H217ZM257 77V75L255 76V77H253V78H251V79H253V82H254V80H259V81H261L260 80V78L261 77H259V79H258V77ZM2 78V77H1ZM12 78V77H11ZM10 78V79H11ZM32 78V77H31ZM31 78H29L28 77V79H27V81H25V82H27L28 84H30V80L32 81L33 79V81H32V84L31 85H33L34 86V82L39 78H36V77H33L32 79ZM43 78V77H42ZM78 78H80V77H78ZM127 78V79H126ZM134 78V77H133ZM219 78V77H218ZM242 78V77H241ZM247 79H248V77H246ZM254 78H256V79H254ZM14 79V78H13ZM19 79V78H18ZM23 79V80H24ZM36 79V80H35ZM51 79H52V77H51ZM75 79H77V78H75ZM126 79V80H125ZM135 79V78H134ZM215 79H217V78H215ZM221 79V78H220ZM226 79V78H225ZM247 79H245V80H247ZM7 80V79H6ZM11 81V80H10ZM45 81H47V80H45ZM51 81V80H50ZM55 81V80H54ZM53 81V82H54ZM84 80H82V82H83ZM127 81H129V82H127ZM132 81H134V80H132ZM221 81V80H220ZM227 81V80H226ZM24 82V81H23ZM59 82V81H58ZM136 82V80L134 81V83ZM227 82H229V81H227ZM245 82V81H244ZM256 82V81H255ZM12 83H13V81H12ZM43 83V82H42ZM41 83V84H42ZM79 83H81V80L79 81ZM127 83H129L128 85H127ZM137 83V82H136ZM226 83V82H225ZM230 83V82H229ZM232 83H233V81H232ZM235 83V82H234ZM248 83V82H247ZM260 83V82H259ZM262 83V82H261ZM8 84H11L10 82L8 83ZM37 84H38V82L36 83V86H37ZM40 84V85H41ZM88 84V83H87ZM132 84V83H131ZM253 84V83H252ZM6 85V84H5ZM30 85V86H31ZM54 85V84H53ZM242 85H243V83H242ZM259 85V84H258ZM257 85V86H258ZM11 86V85H10ZM36 86H34V87H36ZM44 86H46V85H44ZM49 86V85H48ZM130 86H132V87H134L135 86V84H134V86H133V84L132 85H130ZM228 86V85H227ZM237 86V85H236ZM245 86V85H244ZM253 86H255V85H253ZM256 86V87H257ZM7 88H8V85L6 86ZM16 87V86H15ZM14 87V88H15ZM23 87V86H22ZM38 87V86H37ZM36 87V88H37ZM41 87H43V85L41 86ZM41 87H39L40 89H41ZM58 87H60V86H58ZM129 87V88H128ZM232 87V86H231ZM5 88V87H4ZM3 88V89H4ZM10 88V87H9ZM13 88V86H12V91L11 90H8V92L9 91H11L10 92V95H5V94H8V92H7V90H6V93L5 94H3V93H0V264H231L232 262H230V260H232V259H229V258H233L234 256H233V254L234 253H236V254H234V255H238V253H237V251H238V248H237V251H235L234 253H233V248H231V251H232V256L233 257H230L229 255H227V253H223V252H225L223 249H226L227 247H224L223 246V242H221V240H220V238H216V236L215 237H213L212 235L213 234H211V231H210V223L208 224H206V223H204V221L201 223V222H199V223H195V222H193V224H191L192 223V221H190L189 223L190 224H188L187 225V223H186V225H184V223H181V219L180 218H178V220H177V217L175 218L174 217V219H176V220H174V225H173V227L175 228V230L173 229V231L175 232V234L176 235H172V236H174L173 238V242H175L176 240V244L174 243H171L172 241L168 238H166L165 236H163L162 235V233L160 232H157L158 234H157V236L155 235L156 233H153L154 231H155V229H156V227L155 226H153V227H151L152 225H151V223H153V222H151V221H148L149 220V218L147 217V216H145L144 214H143V216H144V218L142 217V216H140L142 213H138V206H140L139 207V209L140 208H142L141 210L143 211V209L144 210H147L148 212H147V214H148V216L150 215V212H151V214L153 213V208L155 207V202L153 203V200L151 201L153 204H149L150 202H148V199H153L154 197H153V195H155L154 193H152V192H154L153 190H152V188H151V194H153V195H148V189H147V192H145L146 191V188H148V187H144L143 186V183H144V185H146V181H144V182H139V180H138V176L140 177H143L142 175H137V173H140V172H138V170H139V164H140V159L141 158H143V157H141V156H139L137 153H138V150H135V151H137V153H134L133 155H132V157H129L130 155V152L132 153V151H130L129 149V151L130 152H127V150L125 149V147L124 148H121V149H124L123 151L122 150H119V151H117L118 149L117 148H119V147H117V145L116 144H118V142H117V140H113L114 138H112V136H111V138H110V135L108 136H103L102 138H100L98 135V138L96 137V141H95V136L96 135H93V134H90V136H88L89 138V141H91L90 143H96V144H98L97 143V141H99V145H100V147H101V150L103 151V152H106V153H104V154H106V156H104V159H102V154L103 153H97L98 155H99V157L102 159V160H105L104 162H107L106 160H108L109 161V159H106V157H110L111 159V161H110V164L109 163H107V165H114V166H111V168H109V166H107V168H109V169H112L111 170V172H113V169H114V172H113V175H112V173H111V177L112 178H108L107 177V175H104L103 173H99L98 175H99V177H101V179L99 178V177H94L93 175V179H87L86 178V181L84 180L85 178H84V175H85V172L86 171H84V168L82 167L84 164L83 163H81L80 162V158H81V155L79 156V154H76V151H78V149L80 148L79 146V141H82V140H77V138H75L73 135H77V134H75V133H73V135H72V132H71V135L70 134H68V133H66L65 134V132L64 133H58L57 132V135H56V137L54 136V139H48L49 141H47L46 140V142H43L44 141V138H43V136L42 135H40L41 133H39V135L38 136H41L42 138H43V143L41 144V146H40V148L39 149H36V148H38V147H36L37 145H39L40 143H39V141H37V143H36V141H34L35 143H36V145H35V143H33L32 141L33 140H35V139H33L32 141H31V137H29L30 135L28 134V132L26 131L27 129L29 130V128H27L25 131H22V134H20V136H21V138H18L17 136H16V138H14V136L15 135H17V134H15V133H11L12 132V130H13V124H16V126L18 125L17 123L19 122V121H16L17 120V118H18V116H20L21 115V113L20 112H24L23 111V109L24 110H26L25 108L27 107V104H30L29 102L28 103H26V100H24L25 102H23V100H20V99H23V97H25V95H22L23 97L21 98V96H20V94H19V96H20V99H19V97L17 98V99H19V100H15V102H13V95H11V93L13 92L14 93V89ZM18 88V87H17ZM16 88V89H17ZM32 88V87H31ZM55 88V87H54ZM6 89V88H5ZM262 89H264V88H262ZM18 90V89H17ZM20 90V89H19ZM31 90V89H30ZM50 90V89H49ZM86 90V89H85ZM135 90H136V87H135ZM234 90V89H233ZM251 90V89H250ZM5 91V90H4ZM23 90L21 89V92H22ZM33 91V90H32ZM35 91V90H34ZM36 91H37V89H36ZM54 91V90H53ZM57 91V90H56ZM88 91V92H89ZM227 91V90H226ZM229 91V90H228ZM238 91V90H237ZM20 92V93H21ZM40 92V91H39ZM44 92V91H43ZM243 92V91H242ZM17 94H18V92H16ZM22 93H24V91L22 92ZM21 93V94H22ZM225 93V91L223 92V94ZM25 94V93H24ZM33 94V93H32ZM42 94V93H41ZM53 94V93H52ZM56 94V93H55ZM59 94V93H58ZM64 94V93H63ZM236 94V93H235ZM204 95V94H203ZM253 95V94H252ZM29 96H31L30 94H29ZM34 96V95H33ZM32 96V97H33ZM37 96H39V95H37ZM41 96V95H40ZM144 96H145V94H144ZM221 96V95H220ZM219 96V97H220ZM227 96V95H226ZM233 96H235V95H233ZM246 96V95H245ZM28 97V96H27ZM31 97V99H33ZM43 97H45V96H43ZM95 97V96H94ZM146 97V96H145ZM145 97H144V99H145ZM152 97V96H151ZM196 97V96H195ZM199 97V96H198ZM198 97H196V99L198 98ZM201 97V96H200ZM222 97V96H221ZM257 97V96H256ZM261 97H264V96H261ZM202 98V97H201ZM205 98V97H204ZM209 98V97H208ZM25 99V98H24ZM27 99V98H26ZM41 99V98H40ZM48 99V98H47ZM150 99V98H149ZM200 99V98H199ZM198 99V100H199ZM28 100V99H27ZM34 100V99H33ZM39 100V99H38ZM45 100V99H44ZM151 100V99H150ZM206 100V99H205ZM17 101V102H16ZM96 101V100H95ZM217 101V100H216ZM221 101H222V99H221ZM223 101H224V99H223ZM262 101H264V100H262ZM261 100H260V102H262ZM42 102V101H41ZM78 102V101H77ZM90 102V101H89ZM189 102V101H188ZM259 102V103H260ZM24 103V104H23ZM26 103V104H25ZM43 103V102H42ZM53 103V102H52ZM95 103V102H94ZM99 103V102H98ZM183 103V102H182ZM197 103V102H196ZM200 103V102H199ZM210 103H212V102H210ZM258 103V104H259ZM35 104V103H34ZM54 104V103H53ZM57 104V103H56ZM82 104V103H81ZM80 104V105H81ZM91 104H93V103H91ZM100 104H102V103H100ZM99 104V105H100ZM145 104H148V103H145ZM191 105H192V103H190ZM195 104V103H194ZM198 104V103H197ZM213 104V103H212ZM255 104V103H254ZM257 104V103H256ZM255 104V105H256ZM49 105V104H48ZM58 105V104H57ZM98 105V106H99ZM105 105H107V106H105ZM190 105V106H191ZM24 106V107H23ZM26 106V107H25ZM31 106V105H30ZM29 106V109L28 110H26L27 112L26 113H28L31 117L33 116L32 114H34V111H33V109L35 108V105H33V106H31L30 107ZM42 106V105H41ZM101 106V105H100ZM103 106H101L102 108H103ZM197 106V105H196ZM33 107V108H32ZM37 107V106H36ZM48 107V106H47ZM101 107H99V108H101ZM178 107H179V105H178ZM261 107V106H260ZM30 108H32V109H30ZM147 108V107H146ZM149 108V107H148ZM196 108V107H195ZM201 108V107H200ZM36 109V108H35ZM61 109V108H60ZM64 109H65V107H64ZM111 109V110H112ZM141 109V110H142ZM29 110H32V111H30L29 112ZM66 110V109H65ZM84 110V109H83ZM98 110V109H97ZM144 110H145V108H144ZM144 110H142V111H144ZM198 110V109H197ZM58 111H60V110H58ZM95 111V110H94ZM172 111V110H171ZM174 111V110H173ZM199 111V110H198ZM202 111V110H201ZM33 112V113H32ZM37 112V114H35V115H37V117H38V119H37V121H40V122H38V123H40L41 124V128H42V131H44L45 130V132L46 133H48V132H50L49 130H48V132L46 131V129L45 128H49V127H53V125H52V123L50 124L49 122H47V121H45L46 120V118L43 116L44 115V113L42 112V111H40L41 112V115H40V113H39V110L38 111H36ZM51 112V111H50ZM66 112V111H65ZM78 112V111H77ZM87 112V111H86ZM96 112H98L99 113V111H96ZM103 112H104V110H103ZM134 112V113H133ZM149 112V111H148ZM184 112V111H183ZM187 112V114H188V111H186ZM185 112V113H186ZM190 112V111H189ZM15 113L17 114H19V115H15ZM25 113V112H24ZM32 113V114H31ZM43 113V114H42ZM61 113H62V115L61 116H58V118H59V120H60V123L62 122L63 123V121L65 120V117H64V112H62L61 111ZM105 113V112H104ZM176 113V112H175ZM179 113V112H178ZM182 113V112H181ZM184 113V114H185ZM192 113H193V111H192ZM191 113V114H192ZM53 114V113H52ZM55 114V113H54ZM101 114V113H100ZM136 114H139L138 116H137V120L135 119V121H137V122H135V123H138L137 124V126H136V124L134 123V120H132V119H134L135 117V115ZM148 114V113H147ZM195 115H196V113H194ZM194 114H192V116L194 115ZM26 114H24V116H25ZM28 115V116H29ZM34 115V117H36ZM47 114H45V116H46ZM48 115H50V114H48ZM57 115H59L58 114V112H57ZM134 115V116H133ZM151 115V114H150ZM194 115V116H195ZM17 116V117H16ZM27 116V115H26ZM83 116V115H82ZM111 116V115H110ZM179 116V115H178ZM183 117H184V115H182ZM188 116V115H187ZM186 116V117H187ZM36 117V118H37ZM56 117V116H55ZM61 117H62V119H61ZM143 117V116H142ZM148 117V116H147ZM180 117H181V115H180ZM28 119H29V117H27ZM33 118V117H32ZM36 118L34 119L35 121H34V125L36 124L37 126H39V124L36 122ZM58 118H57V120H58ZM158 118V117H157ZM22 119V118H21ZM78 119V118H77ZM123 119V120H122ZM141 119V118H140ZM147 120H149L148 118H146ZM29 120H31V119H29ZM53 120V119H52ZM58 120V121H59ZM142 120H143V118H142ZM141 120V121H142ZM162 120V119H161ZM188 120V119H187ZM193 120V119H192ZM206 120V119H205ZM6 121V122H5ZM25 121H27V120H25ZM50 121V120H49ZM117 121V120H116ZM133 121V122H132ZM189 121V120H188ZM208 121V120H207ZM20 122H22V121H20ZM32 122H33V120H32ZM31 122V123H32ZM36 122V123H35ZM76 122V121H75ZM75 122H73V124L75 123ZM79 122V121H78ZM118 122V121H117ZM125 122V121H124ZM132 122V123H131ZM144 121H142V123H143ZM163 122L165 123V121H164V119H163ZM185 122H187V121H184V123ZM195 122V121H194ZM198 122V121H197ZM23 123H25L24 121H23ZM27 123V122H26ZM30 122H28V124H29ZM61 123V124H62ZM119 123V122H118ZM117 123V124H118ZM161 123V122H160ZM193 123V122H192ZM22 124V123H21ZM67 124V123H66ZM78 124V123H77ZM187 124H189V123H187ZM19 125H20V123H19ZM23 125H25V124H23ZM30 125V124H29ZM55 125V124H54ZM65 125V124H64ZM119 125V124H118ZM117 125V126H118ZM120 125L118 126L119 128H120ZM122 125H124V124H122ZM142 125V124H141ZM184 125V124H183ZM199 125V124H198ZM15 126V127H16ZM104 126V125H103ZM125 126V125H124ZM126 126V127H127ZM146 126V125H145ZM144 126V127H145ZM171 126V125H170ZM23 127V126H22ZM29 127V126H28ZM30 127H31V125H30ZM33 127V126H32ZM36 126H34V128H35ZM71 127H73V126H71ZM77 127H78V125H77ZM127 127V128H128ZM141 127V126H140ZM174 127V126H173ZM172 127V128H173ZM17 128V127H16ZM39 127H37V129H38ZM40 128V129H41ZM74 128V127H73ZM126 128V129H127ZM149 128H151V127H148V129ZM172 128H170V129H172ZM20 129V128H19ZM23 129V128H22ZM33 129V128H32ZM31 129V130H32ZM36 129V131H37V133L39 132L38 130H40V129H38L37 130ZM50 129V128H49ZM52 129H54V128H52ZM52 129H50L51 131H52ZM72 129V128H71ZM125 129V128H124ZM135 129H133L134 130V133H135V131H137L139 128H137L136 130ZM35 130V129H34ZM108 130V129H107ZM118 130V129H117ZM133 130H131V131H133ZM163 130V129H162ZM184 130H186V128L184 129ZM184 130H182V131H184ZM198 130V129H197ZM18 131H20V130H18ZM66 131H67V129H66ZM128 131V130H127ZM140 131H141V129H140ZM139 131V132H140ZM148 131V130H147ZM168 131V130H167ZM167 131L165 132V134L167 133ZM176 131H177V129H176ZM14 132V131H13ZM16 133H18L17 132V130L15 131ZM24 132V133H23ZM93 132V131H92ZM100 132V131H99ZM106 132V131H105ZM172 132V131H171ZM170 132V133H171ZM178 132V131H177ZM176 132V133H177ZM21 133V132H20ZM37 133H36V135H37ZM46 133H44V136L46 135ZM53 133V132H52ZM51 132L50 133H48V134H52ZM56 133V132H55ZM106 133H108V132H106ZM131 134V133H129V135H135V134ZM150 133V132H149ZM178 133H180V132H178ZM183 133V132H182ZM19 134V133H18ZM43 134V133H42ZM47 134V135H48ZM94 134H96V133H94ZM98 134V133H97ZM100 134V133H99ZM102 134V133H101ZM115 134V133H114ZM138 134H140V133H138ZM173 134V133H172ZM54 135V134H53ZM52 135V136H53ZM103 135V134H102ZM105 135V134H104ZM150 135V134H149ZM19 136V137H20ZM78 136V135H77ZM76 136V137H77ZM122 136V135H121ZM148 136V135H147ZM187 136H189V137H186V138H189L190 139V135H187ZM193 136V135H192ZM37 137V136H36ZM35 137V138H36ZM107 137H109V138H107ZM133 137H137V136H133ZM140 137V136H139ZM179 137V136H178ZM177 137V138H178ZM202 137V136H201ZM18 138V139H17ZM53 138V137H52ZM127 138H128V136H127ZM134 138V139H135ZM152 138V137H151ZM154 138V137H153ZM157 138V137H156ZM177 138H175V139H177ZM182 138V137H181ZM193 138H195L194 136H193ZM40 139V138H39ZM78 139H81V138H78ZM101 139V140H100ZM124 139V138H123ZM129 139V138H128ZM138 139V138H137ZM137 139H135L134 141L136 142H138V140ZM158 139V138H157ZM160 139V138H159ZM175 139L173 140V142L175 141ZM122 140V139H121ZM155 140V139H154ZM171 140V139H170ZM184 140H186V139H184ZM192 140V142H193V139H190V141ZM101 141V142H100ZM120 141V140H119ZM131 141H133V140H131ZM158 141V140H157ZM160 141V140H159ZM158 141V142H159ZM189 141V140H188ZM187 141V142H188ZM199 141V140H198ZM207 141V140H206ZM210 140H208L207 141V143L209 142ZM141 142H143V141H141ZM177 142V141H176ZM192 142H190L191 144H193ZM201 142V141H200ZM211 142V141H210ZM85 143V142H84ZM89 143V144H90ZM140 143V142H139ZM139 143L137 144L138 145V147L140 146L139 145ZM180 143V142H179ZM183 143H185V141L183 142ZM189 143V142H188ZM198 143V142H197ZM95 144V145H96ZM143 144H144V142H143ZM163 144V143H162ZM204 144V143H203ZM202 144V145H203ZM79 145V146H78ZM92 145V144H91ZM119 145V144H118ZM128 145V144H127ZM145 145V144H144ZM156 145V144H155ZM157 145H158V143H157ZM86 146V145H85ZM84 146V147H85ZM120 146H124V144L123 143H121V145ZM142 146V145H141ZM141 146H140V149H141ZM149 146V145H148ZM168 146V145H167ZM171 147H172V145H170ZM186 146H189V145H186ZM191 146V145H190ZM189 146V147H190ZM82 147V146H81ZM134 147V146H133ZM147 147V146H146ZM169 147V146H168ZM180 147H181V145H180ZM179 147V148H180ZM193 147V146H192ZM89 148V147H88ZM93 148V147H92ZM96 148V147H95ZM99 148V147H98ZM127 148V147H126ZM130 148V147H129ZM134 148H137V147H134ZM160 148V147H159ZM162 148V147H161ZM165 148V147H164ZM182 148V147H181ZM183 148H185V146H183ZM91 149V148H90ZM106 151H105V150ZM188 149V148H187ZM206 149H208V148H206ZM94 150H96V149H94ZM143 150V149H142ZM160 150V149H159ZM177 150V149H176ZM193 150V149H192ZM92 151V153L94 154V152H93V149L91 150ZM120 151H122V152H120ZM134 151V150H133ZM134 151V152H135ZM162 151H163V149H162ZM178 151V150H177ZM210 151H211V148H210ZM212 151H213V149H212ZM211 151V152H212ZM144 152V151H143ZM185 153H187L186 151H184ZM189 152V151H188ZM196 152V151H195ZM83 153V152H82ZM91 153V154H92ZM118 155H117V154ZM129 153V154H128ZM148 153V152H147ZM171 153V152H170ZM200 153V152H199ZM84 154V153H83ZM140 154H141V152H140ZM166 154V153H165ZM169 154V153H168ZM183 154V153H182ZM211 154V153H210ZM213 154H215V151L213 152ZM86 155V154H85ZM89 155H90V153H89ZM97 155V156H98ZM120 155V157H121V155L124 157V160H123V164L120 162V159L118 158V156ZM144 155V154H143ZM170 155V154H169ZM77 156H79V157H77ZM94 156V155H93ZM145 156V155H144ZM166 156H167V154H166ZM179 156V155H178ZM178 156H173V157H175V158H177ZM212 157H213V155H211ZM122 157V158H123ZM141 157V158H140ZM157 157V156H156ZM170 157H171V155H170ZM181 157V156H180ZM211 157V158H212ZM92 158V157H91ZM132 158V161L130 160ZM151 158V157H150ZM163 158H164V156H163ZM181 158H183V157H181ZM77 159H80L79 161L77 160ZM144 159V158H143ZM149 159V158H148ZM152 159V158H151ZM171 159V158H170ZM195 159V158H194ZM219 159H221V158H219ZM83 160V159H82ZM81 160V161H82ZM121 160V161H122ZM153 160V159H152ZM173 160V159H172ZM175 160V159H174ZM179 160V159H178ZM197 160V159H196ZM84 161V160H83ZM82 161V162H83ZM142 161H144V160H142ZM154 161H156L155 159H154ZM169 161V160H168ZM186 161V160H185ZM222 161V160H221ZM86 163H85V165L87 164V161H85ZM112 162V163H111ZM132 163L131 165L132 166H130V163ZM149 162H151V161H149ZM157 162H159L158 164H160V165H158V167L159 168H161L162 167V165H161V163L163 162V161H161V163H160V161L158 160ZM178 162V161H177ZM190 162V161H189ZM192 162H193V160H192ZM213 162V161H212ZM77 163L79 164V166L77 165ZM129 163V164H128ZM144 162H142V166H145V163L143 164ZM218 163V162H217ZM135 164V165H134ZM150 164V163H149ZM166 164V163H165ZM187 164H189V163H187ZM214 164H216V163H214ZM133 165H134V167H133ZM152 166H154L153 164H151ZM183 165V164H182ZM212 165V164H211ZM210 165V166H211ZM87 166H88V164H87ZM94 166H95V163L93 162H91V165L88 167L90 170H93L92 172H94V170H95V168H94ZM99 166H101V165H99ZM185 166H187V165H185ZM193 166H195V165H193ZM262 166V165H261ZM85 167V166H84ZM96 167V166H95ZM102 168L104 167V166H101ZM130 167V168H129ZM132 167V168H131ZM149 167V169H150V166H148ZM175 167H176V164H175ZM68 168H70V169H68ZM97 168V167H96ZM100 168V167H99ZM127 168V169H126ZM135 168V170H133ZM165 168V167H164ZM182 168V167H181ZM195 168V167H194ZM201 168V167H200ZM205 168V167H204ZM71 169H72V171H71ZM87 168L85 167V170H86ZM98 169V168H97ZM104 169V168H103ZM109 169H107V170H109ZM129 169V173L128 172H125L126 170H128ZM156 169V168H155ZM70 170V171H69ZM141 170H143V169H141ZM163 170H165V169H163ZM178 170V169H177ZM189 170V169H188ZM188 170H186V171H188ZM197 170V169H196ZM195 170V171H196ZM200 170H202V169H200ZM217 170V169H216ZM87 171H88V169H87ZM97 171V170H96ZM101 171V170H100ZM105 171V170H104ZM116 171V172H115ZM147 171H148V169H147ZM176 171V170H175ZM199 171V170H198ZM198 171H197V173H198ZM120 172H121V174H120ZM143 172V171H142ZM153 172H155V171H153ZM160 172V171H159ZM158 172V173H159ZM163 172V171H162ZM180 172V171H179ZM182 172V171H181ZM202 172V171H201ZM204 172V171H203ZM211 172V171H210ZM148 173V172H147ZM164 173V175H165V172H163ZM177 173V172H176ZM84 174V175H83ZM96 174H97V172H96ZM102 174H103V176H106V177H103V179H102ZM143 174H146L145 172H143ZM150 174V173H149ZM153 173H151V175H152ZM162 174V173H161ZM83 175V176H82ZM120 175V176H119ZM132 177H131V176ZM147 175V174H146ZM168 175V174H167ZM170 175V174H169ZM184 175V174H183ZM182 175V176H183ZM80 176H82L81 178H80V180H83L84 182H80L81 183V185L82 184H84L85 182V184L86 185H80L79 186V184L80 183H78V181H80V180H78L77 178H79ZM109 176V175H108ZM119 176V177H118ZM122 176V177H121ZM158 176V175H157ZM171 176V175H170ZM203 176V175H202ZM247 176V175H246ZM120 177H121V180H119L120 179ZM135 179H134V178ZM140 177V178H141ZM153 177V176H152ZM96 178V179H95ZM97 178H98V180H97ZM180 178V177H179ZM192 178V177H191ZM196 178H198V177H196ZM212 178V177H211ZM154 179H157V178H154ZM184 179V178H183ZM194 179V178H193ZM246 179V178H245ZM97 180V181H96ZM185 180V179H184ZM230 180V179H229ZM102 181V182H101ZM103 181H107L106 183L108 184H105ZM156 181H158V180H156ZM200 181V180H199ZM208 181V180H207ZM169 182V181H168ZM193 182H195V181H193ZM203 182V181H202ZM245 182V181H244ZM100 183L102 184V185H100ZM156 183V182H155ZM206 182L204 181V184H205ZM211 183V182H210ZM96 184H98V185H100V187H102L103 188V190H102V192H104V191H107V190H109V191H115L116 192V194L115 193H112L111 194V198H118L119 200H121V201H124L123 203L125 204V202L128 204V207H127V209L125 210V212H121V210L119 209V206L118 205H116L117 203L115 202L116 201V199H114V200H111V198H110V200L111 201H113V202H109L108 200H109V198H108V196L106 197V195H105V198H101V188L98 186V187H95V185ZM140 184H142L141 186H140ZM154 184V183H153ZM190 184V183H189ZM203 184V183H202ZM212 184V183H211ZM256 184V183H255ZM103 185H107V187L105 188V187H103ZM173 185V184H172ZM154 186V185H153ZM186 186V185H185ZM195 186V185H194ZM210 186V185H209ZM255 186V185H254ZM259 186H261V185H259ZM259 186H258V188H259ZM141 187H142V189H141ZM143 187H144V189H145V191H143L144 189H143ZM172 187V186H171ZM187 187V186H186ZM189 187H190V185H189ZM205 187H207L208 188V185L207 186H205ZM105 188V189H104ZM170 188V187H169ZM212 188V187H211ZM210 188V189H211ZM236 187H231V190H233V189H235ZM256 187H254V189H255ZM258 188H256V191H257V189ZM262 188V187H261ZM150 189V188H149ZM171 189V188H170ZM169 189V190H170ZM174 189V188H173ZM180 190H177V191H175V194L177 193V192H179L180 191V193H177L178 195L179 194H181L182 192H181V190L183 191V189H181V188H179ZM196 189V188H195ZM206 189V188H205ZM214 189V188H213ZM216 189V188H215ZM230 189V188H229ZM260 189V188H259ZM187 190L189 191V189L187 188ZM186 190V191H187ZM201 190V189H200ZM207 190H209V189H207ZM230 190V191H231ZM237 190V189H236ZM168 191V190H167ZM172 191V193L174 192L173 190H171ZM212 191V190H211ZM217 191V190H216ZM229 191V192H230ZM238 191H239V189H238ZM238 191H236V192H238ZM248 191V190H247ZM143 192V193H142ZM145 192V193H144ZM185 192V191H184ZM194 192V191H193ZM199 192V191H198ZM218 192V191H217ZM234 192H235V190H234ZM233 192V193H234ZM235 192V193H236ZM241 191H239V193H240ZM250 192V191H249ZM249 192H247V193H249ZM108 193H110V192H108ZM155 193H156V191H155ZM166 193V192H165ZM172 193H170V194H172ZM214 193V192H213ZM232 193V192H231ZM246 193V192H245ZM260 193V192H259ZM144 194H147V195H145L144 196ZM150 194V193H149ZM161 194V193H160ZM170 194H169V196L168 197H170ZM176 194V195H177ZM184 193H182V195H183ZM187 194V193H186ZM238 194V193H237ZM237 194H235L236 196H238ZM258 194V193H257ZM158 195H159V193H158ZM168 195V194H167ZM173 195H174V193H173ZM173 195H171L172 196V200H176V198H179L180 197V195L177 197L176 196V198H174L173 197ZM188 195H190V194H188ZM197 195V194H196ZM212 195V194H211ZM214 195V194H213ZM225 195V194H224ZM227 195V194H226ZM235 195H234V197H235ZM244 195V194H243ZM259 195V194H258ZM262 195H264V194H262ZM143 196L144 197H148V199L146 198V199H143ZM149 196H150V198H149ZM186 196V195H185ZM185 196H183L184 198H185ZM200 196V195H199ZM220 196V195H219ZM241 196H242V192L240 193V198H241ZM103 197V196H102ZM158 197V196H157ZM156 197V198H157ZM167 197V198H168ZM196 197V196H195ZM203 197V196H202ZM245 197V196H244ZM247 197V196H246ZM262 197V196H261ZM260 196H259V199L261 198ZM107 198V199H106ZM174 198V199H173ZM199 198V197H198ZM205 198V197H204ZM207 198V197H206ZM223 198V197H222ZM236 198H238V197H236ZM249 198H251V197H248V199L247 200H249ZM155 199V198H154ZM168 199H170V198H168ZM170 199V200H171ZM231 199V198H230ZM252 199V201H253V198H251ZM262 199H264V197H262ZM262 199H260V200H262ZM145 200H147V202L145 201ZM156 200V199H155ZM158 200V199H157ZM185 201V200H187L186 198L185 199H182L181 198V201L179 200L178 201V199H177V201L178 202H176V201H170V202H172V204H169L170 206L172 205V206H174L175 205V207L177 208V206H179V208L178 209H181L180 208V206L183 204V205H185L186 204V202H185V204L183 203V201ZM209 200V199H208ZM207 200V201H208ZM245 200H246V198H245ZM257 200V199H256ZM260 200H259V202H260ZM197 201V200H196ZM205 201V200H204ZM219 201V200H218ZM262 201H264V200H262ZM261 201V202H262ZM170 202H167V203H170ZM209 202V201H208ZM249 202V201H248ZM254 202V201H253ZM258 202V201H257ZM257 202H255V203H257ZM161 203V202H160ZM189 203V202H188ZM187 203V204H188ZM203 203V202H202ZM205 203V202H204ZM251 203V202H250ZM254 203V204H255ZM123 204V205H124ZM162 204V203H161ZM186 204V205H187ZM235 204V203H234ZM122 205V204H121ZM141 205H144V207H141ZM157 205H159V203L157 204ZM156 205V206H157ZM167 205V204H166ZM169 205H167V206H169ZM185 205V206H186ZM208 205H210V203L208 204ZM240 205V204H239ZM248 205H250V204H248ZM260 205H261V203H260ZM163 206H164V203H163ZM170 206H169V208H170ZM216 206V205H215ZM223 206V205H222ZM228 206V205H227ZM233 206H235V205H233ZM251 206H252V204H251ZM257 206V205H256ZM262 206V205H261ZM118 207V208H117ZM162 207V206H161ZM166 207V206H165ZM182 207V206H181ZM192 207V206H191ZM195 207H196V205H195ZM246 207H247V204H246ZM172 209H170V212L172 211V212H174V210H173V208L174 207H171ZM184 208V207H183ZM182 208V209H183ZM193 208L194 207H192V210H193ZM210 208H211V206H210ZM216 208V207H215ZM236 208V207H235ZM235 208H233L234 210H236ZM129 209H131V211L130 212H127V211H129ZM162 209V208H161ZM175 209V208H174ZM188 209V208H187ZM222 209V208H221ZM226 209V208H225ZM261 209V208H260ZM156 210V209H155ZM177 210V209H176ZM192 210H191V212H192ZM196 210V209H195ZM194 210V211H195ZM198 210H199V207H198ZM229 210V209H228ZM241 210V209H240ZM262 210H264V208H262ZM158 211V210H157ZM167 211V210H166ZM184 211V210H183ZM187 211H189V210H187ZM209 211V210H208ZM208 211H206V212H208ZM212 211H213V209H212ZM222 211V210H221ZM238 211V210H237ZM253 211V210H252ZM144 212V211H143ZM171 212V213H172ZM201 212V211H200ZM220 212V211H219ZM231 212V211H230ZM236 212V211H235ZM241 212H242V210H241ZM241 212H239V213H241ZM244 212V211H243ZM245 212H246V210H245ZM258 212V211H257ZM257 212H256V216L255 217H251L252 218V220H251V218H249L250 217V215H248V217L246 218V216H245V218L246 219H248V220H246V221H248L247 223H244V224H247V225H249L248 226V229H249V227H250V230H249V232L248 231H242V233L243 232H245V234L243 233V235H245L244 237H243V235L241 236V234H239V236H241V237H239V239H237V240H239L238 242H240L241 243V241L240 240H243L244 238L246 239L247 238V240H248V238H249V240H250V242L251 243H255V244H257V247L260 245L261 247H264V213H261L260 214V212H258L259 214H257ZM262 212V211H261ZM144 213H146V212H144ZM155 213V212H154ZM153 213V214H154ZM168 213V212H167ZM178 213H179V211H178ZM177 213V214H178ZM197 214H198V212H196ZM209 213V212H208ZM232 213H233V211H232ZM247 213V212H246ZM245 213V214H246ZM251 213V212H250ZM253 213H254V211H253ZM252 213V214H253ZM138 214H140V215H138ZM160 214V213H159ZM188 214L190 215V211L188 212ZM193 214H194V212H193ZM192 214V215H193ZM197 214H195V215H197ZM222 214H223V212H222ZM227 214H229V213H227ZM235 214V213H234ZM233 214V215H234ZM244 214V213H243ZM157 215V214H156ZM166 215V214H165ZM187 215V214H186ZM201 215V214H200ZM208 215V214H207ZM224 215V214H223ZM232 215V214H231ZM232 215V216H233ZM237 215V214H236ZM242 215V214H241ZM247 215V214H246ZM254 215V214H253ZM151 216V215H150ZM194 216V215H193ZM199 216V215H198ZM235 216V215H234ZM145 217H147V218H145ZM162 217V216H161ZM170 217V216H169ZM201 217H202V215H201ZM218 217H219V215H218ZM218 217H217V220H218ZM244 217V216H243ZM167 218V217H166ZM184 218H187L186 216L184 217ZM205 218V217H204ZM203 218V219H204ZM220 218V217H219ZM180 219V220H179ZM189 219H191V218H189ZM193 219V218H192ZM202 219V220H203ZM221 219H223V218H221ZM227 219H229V218H227ZM187 220V219H186ZM201 220V219H200ZM205 221H206V219H204ZM212 219H210V220H208V222L209 221H211ZM217 220H215V221H217ZM224 220V219H223ZM237 220V219H236ZM235 220V221H236ZM149 223H148V222ZM152 221H153V219H152ZM164 221V220H163ZM177 221L179 222V223H177ZM194 221V220H193ZM219 221V220H218ZM228 221V220H227ZM234 221V222H235ZM240 221H241V219H240ZM147 222V223H146ZM244 222V221H243ZM167 223V222H166ZM212 224V223H211ZM213 224H216L215 222L213 223ZM239 224V223H238ZM241 224H243V223H241ZM154 225V224H153ZM159 225V224H158ZM164 225V224H163ZM167 225V224H166ZM233 225V224H232ZM218 225H216L215 227H217ZM237 226V225H236ZM236 226H235V228H236ZM246 226V225H245ZM188 227H189V229H188ZM208 227V228H207ZM214 227V228H215ZM152 228V229H151ZM155 228V229H154ZM159 228V227H158ZM167 228V227H166ZM169 228H170V226H169ZM177 228H178V230H177ZM207 228V229H206ZM240 228H242V227H240ZM164 229V228H163ZM209 229V231H207ZM213 229V228H212ZM220 229H221V227H220ZM220 229L218 228L217 230H219L220 231ZM242 229H244V228H242ZM247 229V228H246ZM246 229H244V230H246ZM154 230V231H153ZM213 230H215V229H213ZM227 230V229H226ZM230 230V229H229ZM228 230V231H229ZM232 230V229H231ZM156 231H159V230H157L156 229ZM193 232V233H190V232ZM241 231V230H240ZM239 231V232H240ZM218 232V231H217ZM166 233V232H165ZM165 233H164V235H165ZM170 233V232H169ZM216 233V232H215ZM214 233V234H215ZM220 233V232H219ZM228 233V232H227ZM230 233V232H229ZM234 233H236V232H234ZM162 235V236H161ZM216 235V234H215ZM235 235V234H234ZM219 236V235H218ZM166 238V239H164V238ZM177 237V238H176ZM233 237V236H232ZM242 237H243V239H242ZM236 238H238V237H236ZM235 238V239H236ZM176 239V240H175ZM231 239V238H230ZM244 239V243L245 242H249V240L247 241V240H245ZM168 240H170V242L168 241ZM175 240V241H174ZM168 241V242H167ZM228 241V240H227ZM226 241V242H227ZM236 241V240H235ZM213 242V243H212ZM234 241H232V243H233ZM237 242V241H236ZM236 242H234L237 246H238V242L236 243ZM250 242H249V244H250ZM212 243V244H211ZM233 243V245L232 246H234L235 244ZM244 243L242 244L243 246H244ZM254 243H253V246H254ZM229 245V244H228ZM235 245V246H236ZM241 245V246H242ZM251 245V244H250ZM226 246H227V244H226ZM236 246V247H237ZM246 246V247H245ZM245 248H247V246H249V245H246V243H245ZM252 246V247H253ZM229 247H231V245L229 246ZM250 247V246H249ZM251 247V248H252ZM261 247H259V249L261 248ZM223 248V249H222ZM243 248V247H242ZM236 249V248H235ZM226 250H229L228 248L226 249ZM242 250H244V249H242ZM246 250V249H245ZM248 251H249V248L247 249ZM253 251V250H252ZM254 251H256V249L254 250ZM253 251V253H251V254H253L254 255V252ZM243 252V251H242ZM241 251H239V255H241L240 253H242ZM262 253H264V252H262ZM243 254L245 255V253L243 252ZM247 255H248V253H247ZM256 255V254H255ZM246 256V255H245ZM248 256H250V255H248ZM237 256H235V258H236ZM239 257V256H238ZM237 257V258H238ZM243 256H241V257H239V258H242ZM257 257V256H256ZM245 258H249V257H244L243 258V261H242V263L244 262V259ZM254 258V257H253ZM259 258V257H258ZM255 259V258H254ZM251 260V259H250ZM234 261V260H233ZM240 262V261H239ZM239 262H236V263H239ZM247 262V261H246ZM253 262V261H252ZM236 263H232V264H236ZM239 264H241V263H239ZM251 264V263H250ZM253 264H254V262H253ZM256 264V263H255Z\"/></svg>", "mask_w": 264, "mask_h": 264}]
</instances>
